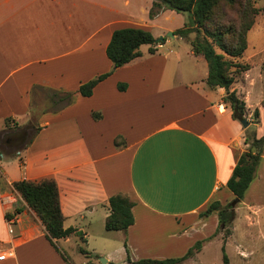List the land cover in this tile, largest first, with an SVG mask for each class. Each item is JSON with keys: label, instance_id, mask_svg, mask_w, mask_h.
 Segmentation results:
<instances>
[{"label": "crops", "instance_id": "crops-1", "mask_svg": "<svg viewBox=\"0 0 264 264\" xmlns=\"http://www.w3.org/2000/svg\"><path fill=\"white\" fill-rule=\"evenodd\" d=\"M151 5L152 0H0V253L11 254L0 264H93L99 256L115 264L116 253L119 264L181 257L218 224L217 211L202 217L204 209L234 198L226 184L247 148L245 128L223 102L225 88L207 85V62L193 52L195 33L166 36L183 28L189 15L165 9L150 18ZM122 27L165 37L155 52L142 44L139 56L114 67L105 50ZM248 48L242 61L250 68L230 89L245 102L247 127L261 138L264 50L248 58ZM106 72L89 96L77 92L81 83ZM51 90L73 92L71 102L54 110ZM43 179L57 186L63 227L76 230L56 240L68 262L12 186ZM115 194L133 203V223L125 231L104 227ZM16 206L22 211L12 217L10 234L5 213ZM240 209L242 236L262 237L264 150L235 217ZM185 239L188 247L178 255Z\"/></svg>", "mask_w": 264, "mask_h": 264}, {"label": "trees", "instance_id": "trees-1", "mask_svg": "<svg viewBox=\"0 0 264 264\" xmlns=\"http://www.w3.org/2000/svg\"><path fill=\"white\" fill-rule=\"evenodd\" d=\"M217 0H152L149 9V17L154 18L165 9H171L179 13L188 14L191 18L183 28L173 31V34L185 36L189 32H194L195 37L192 41L193 52L204 57L208 66L206 83L209 87H224L226 92L223 102L228 103L232 117L238 121L246 118L245 102L230 87L236 77L250 68V64L242 61L243 54L248 46V32L261 24V19L254 13L252 22L237 28L232 24L230 27H215L209 29L207 22L211 20L210 13ZM254 18L256 20L254 21ZM236 28V29H232ZM161 43L153 37L149 30L140 27H122L112 32L111 38L106 46V56L113 63L114 67H120L135 57L140 55L139 47L142 44H149V51L155 52L154 45ZM264 70V59L261 64ZM110 72L96 76L95 78L81 83L77 92L82 96H89L93 87ZM123 83L118 84L119 89H124ZM36 88V86L34 87ZM73 92L51 90L49 93V103L53 109H60L69 104L72 100ZM258 109L253 111V122H258ZM94 117L98 114L94 113ZM36 131V130H35ZM34 131V132H35ZM31 134L29 140L33 136ZM119 144L118 141H116ZM244 143L247 148L239 156L232 174L227 181L228 189L234 194V198L227 204L222 205L214 200L203 214L217 211L218 228L225 229L230 233L229 225L234 218V208L243 198L244 192L253 180L256 168L259 163L264 148V137L256 136L255 128L247 127L244 131ZM255 150H252V148ZM13 188L21 195L26 204L36 213L43 223L46 237L57 249L55 240L76 233L75 228L63 227V216L59 206L58 190L55 182L51 179H43L39 182L29 180H19L12 182ZM132 201L124 194H115L109 197V214L105 219L104 227L107 231H125L133 223L131 212ZM22 211L21 206H16L12 213L6 212V218H12ZM201 241H197L187 252L177 258L139 259L133 264H177L193 255L194 251L199 250ZM80 252L88 255V252L80 247ZM223 263L226 264V254L222 247ZM64 260L67 258L60 252ZM68 262V261H67ZM68 264H71L68 262Z\"/></svg>", "mask_w": 264, "mask_h": 264}, {"label": "rangeland", "instance_id": "rangeland-1", "mask_svg": "<svg viewBox=\"0 0 264 264\" xmlns=\"http://www.w3.org/2000/svg\"><path fill=\"white\" fill-rule=\"evenodd\" d=\"M79 6L81 9L82 8L81 2L79 3ZM257 11H258L257 16L261 19V24L260 25L258 24L253 31L248 32L247 41L249 48L247 50V55H248L247 57L249 58L264 50V0H217L215 6L211 10L210 13L211 20L207 22V25L209 29L212 30L215 27H218V24H220V27L221 26L230 27L233 24L236 28L241 24L243 29L244 24H248L249 22H252L254 13H256ZM255 20L256 18H254V21ZM186 23H188V21H186ZM236 28H232V29H236ZM34 99L36 102L41 101L42 93L40 91L36 92ZM39 108L40 106H38V109ZM36 112L38 111H35V113ZM263 116H264V111H263ZM28 132L30 131L28 130ZM4 139L5 137H0V146H3ZM206 209L207 208L204 209V211L200 214V216L204 217L210 214V213L203 214ZM242 212L243 211L240 209L237 213V216L235 217L234 215L235 218L233 220V223L231 222L230 225L228 226L230 229L229 234L226 233L225 229L218 228V224H217L206 237L200 239L201 248H202V244L206 241L203 245L202 251L197 256L196 254L194 255V253L196 252L194 251L193 253L194 256L193 255L191 256L192 259L181 261L177 264H224L222 259L223 257L222 247L224 249L225 254L229 255V257L226 256V264H264V235L262 237L261 236L256 237V240L254 241L244 238L242 236L244 230L243 225L246 223L244 221ZM259 220L261 222L262 229L264 230V215H262ZM232 228L234 229L233 238L231 237L233 230ZM230 237L232 238V241L229 243V245L227 243L228 245L227 248L226 241ZM234 239H238L242 247L241 248L242 251L238 249L239 243ZM191 241L192 240H190V243ZM188 243L189 240L185 239L183 244V249L181 250V252H179L178 255H181L183 252H185L186 248L188 247ZM201 248H199V250H201ZM58 249L59 250L56 249L58 252H62V250L59 247ZM237 254L238 255L241 254L242 256H245V258L242 259L238 257ZM88 255L90 254L88 253ZM115 255L116 256L113 260V263L119 264L121 261L120 255L118 253H116ZM99 257L98 259L97 257L93 258V264H101L99 261ZM127 264H133V262H128Z\"/></svg>", "mask_w": 264, "mask_h": 264}, {"label": "water", "instance_id": "water-1", "mask_svg": "<svg viewBox=\"0 0 264 264\" xmlns=\"http://www.w3.org/2000/svg\"><path fill=\"white\" fill-rule=\"evenodd\" d=\"M166 34H167V36H170V37H173V35H174L172 31H168ZM157 39H158L159 41H163V40H164V37H163V36H159ZM240 123H241V125H242L244 128H246V127L249 125V122H248V120H247L246 118H243V119L240 121ZM252 150H255V148L253 147ZM99 261H100V263H102V264H107V263H108L107 259H106L105 257H102V256L99 257Z\"/></svg>", "mask_w": 264, "mask_h": 264}, {"label": "built area", "instance_id": "built-area-1", "mask_svg": "<svg viewBox=\"0 0 264 264\" xmlns=\"http://www.w3.org/2000/svg\"><path fill=\"white\" fill-rule=\"evenodd\" d=\"M160 46V44H156L155 47H158ZM12 224H13V219L12 218H6V225H7V230H8V233L12 234L13 233V229H12ZM11 256L10 253H7V252H1L0 253V260H3L7 257Z\"/></svg>", "mask_w": 264, "mask_h": 264}]
</instances>
